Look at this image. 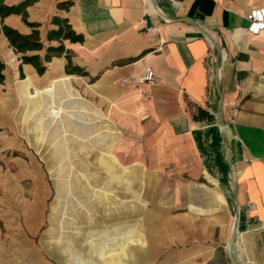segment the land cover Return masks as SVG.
<instances>
[{"label":"crops","instance_id":"crops-1","mask_svg":"<svg viewBox=\"0 0 264 264\" xmlns=\"http://www.w3.org/2000/svg\"><path fill=\"white\" fill-rule=\"evenodd\" d=\"M20 1L4 0L9 5ZM66 1L71 2L67 8L57 5ZM262 4L264 0L29 4L27 20L39 24L45 44L48 30L56 28L53 16L66 18L83 36L81 42L63 44L85 76L65 72L63 53L46 63L42 75L21 64V79L20 54L0 33L3 83L17 78L20 119L25 123L30 83L62 84L77 92L74 80L83 87L87 104L100 108L114 129L121 187L156 209L145 217L146 231L138 219L126 224L119 217L116 245L103 242L94 258L86 248L85 263L68 260L66 250L52 246L49 252L61 264H264V29L247 33L245 19ZM3 23L21 33L31 31L19 14L4 17ZM195 25L212 34L221 49V120L215 51ZM33 53L43 55L44 50ZM147 69L154 73L152 84L143 80ZM10 107L0 102V124L9 122ZM7 126L0 132V156L5 157L0 164V264H50L30 238L45 220L49 188L31 157L25 163V143ZM9 151L20 155L8 156ZM25 175H32L31 201H25ZM104 236L109 237L108 230Z\"/></svg>","mask_w":264,"mask_h":264},{"label":"rangeland","instance_id":"rangeland-1","mask_svg":"<svg viewBox=\"0 0 264 264\" xmlns=\"http://www.w3.org/2000/svg\"><path fill=\"white\" fill-rule=\"evenodd\" d=\"M16 79L8 78L0 84V102L11 105L9 122L0 124V132L7 131L8 124L13 127L10 133L25 143V163L31 157L49 188L45 220L30 236L31 242L44 251L46 261L61 264L49 252L54 245L66 250L72 262H84L86 248L92 258L96 257L103 242L116 245L114 236L121 228V216L126 224L138 219L146 231L149 224L145 217L156 209L141 204L132 190L121 187V170L114 156L117 136L102 110L87 104L83 87L73 80L77 93L62 84L41 87L30 83L31 88L25 89V102L31 103L25 108L24 123L20 119ZM12 153L20 155L19 151ZM12 153L9 151L8 156ZM3 158L0 156V164H5ZM31 176L25 175V201L32 200ZM107 230L109 237H102ZM128 257L129 254L127 260Z\"/></svg>","mask_w":264,"mask_h":264},{"label":"trees","instance_id":"trees-1","mask_svg":"<svg viewBox=\"0 0 264 264\" xmlns=\"http://www.w3.org/2000/svg\"><path fill=\"white\" fill-rule=\"evenodd\" d=\"M36 0H22L16 4H6L4 0H0V33L6 37L9 46L15 53L20 54L19 60V77L24 78V74L21 70V64H30L35 69L38 75H42L46 70V63L51 60L53 56H59L65 54L66 64L65 72L67 74H77L85 76L86 72L77 65H73L69 54L67 53L63 40H69L71 42H81L83 36L77 33L66 18L53 16L51 22L56 25V28L48 30L46 34V40L48 44H45L39 35L38 26L36 22H29L27 20L26 7ZM70 1L59 2V7L67 8L70 5ZM10 14H19L23 22L31 27V31L27 34L21 33L18 30L3 23V18ZM51 41H57L58 44L52 45ZM44 54L33 53L34 51H42ZM5 63L0 59V83L4 80Z\"/></svg>","mask_w":264,"mask_h":264},{"label":"built area","instance_id":"built-area-1","mask_svg":"<svg viewBox=\"0 0 264 264\" xmlns=\"http://www.w3.org/2000/svg\"><path fill=\"white\" fill-rule=\"evenodd\" d=\"M245 19L247 21V33L251 35L259 34L264 29V4L251 9L248 13H246ZM143 80L149 84L154 83V73L151 69H147L145 71ZM122 82L126 83L127 80L123 79Z\"/></svg>","mask_w":264,"mask_h":264},{"label":"water","instance_id":"water-1","mask_svg":"<svg viewBox=\"0 0 264 264\" xmlns=\"http://www.w3.org/2000/svg\"><path fill=\"white\" fill-rule=\"evenodd\" d=\"M196 28L211 42L212 47L215 51V55H216V64H215V82H216V87H217V95H218V101H217V115L218 118L221 120V108H222V94L221 91L218 87V73H219V65H220V59H221V49L220 46L218 44V42L216 41V39L213 37L212 34H210L209 32L205 31L204 29L200 28L199 26L195 25ZM233 237L231 240V245H230V251L231 253L234 251V241H235V235H236V223L233 226Z\"/></svg>","mask_w":264,"mask_h":264}]
</instances>
